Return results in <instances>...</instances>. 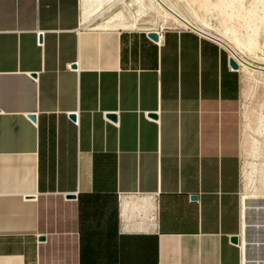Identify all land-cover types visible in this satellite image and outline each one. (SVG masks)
<instances>
[{"label": "crops", "instance_id": "1", "mask_svg": "<svg viewBox=\"0 0 264 264\" xmlns=\"http://www.w3.org/2000/svg\"><path fill=\"white\" fill-rule=\"evenodd\" d=\"M100 21L0 0V264H243V69Z\"/></svg>", "mask_w": 264, "mask_h": 264}, {"label": "rangeland", "instance_id": "2", "mask_svg": "<svg viewBox=\"0 0 264 264\" xmlns=\"http://www.w3.org/2000/svg\"><path fill=\"white\" fill-rule=\"evenodd\" d=\"M124 1L127 3L131 0ZM173 1L178 3L183 13L189 15L201 24H207L212 29V34L222 38L225 42L234 44L232 39H239V43L235 44L236 53L240 57L252 61L253 64L256 63L255 65H262L264 67V0H240V2L239 0H209L211 4L207 1L208 3L206 5L204 4V6L202 4L203 2L200 1ZM235 13L238 15L236 16ZM157 21V23H152L148 19H145L141 21L140 26L134 27L145 29L187 27L175 23L163 25L160 22V18ZM226 47L229 48L228 46ZM242 80L239 152L243 160V199L245 194L250 196L246 204V209L243 200L241 243L243 264H245L244 260H246L247 264H264V72L243 69ZM246 85L249 89L245 87ZM246 167L250 170L249 177L245 175L244 170ZM247 210L248 215L245 221L244 215Z\"/></svg>", "mask_w": 264, "mask_h": 264}, {"label": "bare ground", "instance_id": "3", "mask_svg": "<svg viewBox=\"0 0 264 264\" xmlns=\"http://www.w3.org/2000/svg\"><path fill=\"white\" fill-rule=\"evenodd\" d=\"M192 1L193 2H197V1L203 2L202 3L203 6H204V4L206 5L209 2V0H204V1L203 0H192ZM239 2H240V0H239ZM83 5H84V15H85V17H88V16L89 17H92V16L100 17L101 21H100L99 24H100V26L105 27V28L118 27V26H121V27L140 26L141 25V21L145 20V19H148L152 23H157L158 22L157 21L158 18H160V22H162L163 25L167 24V23L168 24L169 23H171V24L175 23V24L185 25L187 27L188 26L193 27V28L201 31L202 33H205L207 35H210L212 37L217 38L222 43H224L226 46H228L230 48V50L232 51V54H234L237 57L238 61L240 62V66H241L242 69H245L247 71L256 70V71L264 72L262 70L253 68L251 66V65H255L256 63L253 64L252 61H250L248 59H245L243 57H240L236 53V51H235L236 45L235 44L239 43V39L233 38L232 40L234 41V44H229V42L228 43L225 42L222 38H219V37L213 35L212 34V29H210L207 24H201V23L195 21L194 19H192L189 15L183 13L182 10L180 9L178 3L173 1V0H131L130 2H127V3L124 0H83ZM247 10H248V8H247ZM224 12H226V11H224ZM249 12H250V10H249ZM237 15L238 14H236V16ZM233 35H234V33H233ZM245 87H247V85ZM245 92H246V90H245ZM254 127L256 128V126H254ZM249 142H251V141H249ZM245 144H246V142H245ZM247 145H248V143H247ZM249 145H250V143H249ZM244 171H245V175L246 176H248L250 174V170H249L248 167H246ZM244 187H245V185H244ZM249 199H250V196L248 194H245L244 195V199H243L244 202H245V209H246V204L249 201ZM247 213H248V210H247V212L245 211V215H244L245 216V221L247 220L246 219V217L248 215ZM244 263L247 264L246 260H244Z\"/></svg>", "mask_w": 264, "mask_h": 264}, {"label": "water", "instance_id": "4", "mask_svg": "<svg viewBox=\"0 0 264 264\" xmlns=\"http://www.w3.org/2000/svg\"><path fill=\"white\" fill-rule=\"evenodd\" d=\"M149 36L154 38V39H158V34L156 31H150L149 32ZM229 63L230 65L234 68V69H239L240 68V63L237 59V57L235 55H232L229 59ZM253 68H256V69H259V70H262L264 71V67L263 66H258V65H251ZM150 116L151 117H154L156 118L157 117V114L155 112H151L150 113ZM108 117L112 118V119H116V114L115 113H109L108 114ZM32 119H35V116L32 115L31 116ZM71 118L72 119H75L76 118V115L74 113L71 114ZM70 197H73V195H71ZM193 199H196L197 198V195H193L192 196ZM232 241L235 242V243H238L239 242V236H233L232 238Z\"/></svg>", "mask_w": 264, "mask_h": 264}, {"label": "built area", "instance_id": "5", "mask_svg": "<svg viewBox=\"0 0 264 264\" xmlns=\"http://www.w3.org/2000/svg\"><path fill=\"white\" fill-rule=\"evenodd\" d=\"M167 27H160V28H150V29H147L148 32L150 31H156L157 34H158V42L161 43L163 38H164V29H166ZM186 29H195L193 27H186ZM42 35H43V31H39V36H40V40L42 38ZM207 35V34H206ZM210 36V35H209ZM212 37V36H211ZM39 44L40 45H43V41H39ZM240 63V62H239Z\"/></svg>", "mask_w": 264, "mask_h": 264}]
</instances>
